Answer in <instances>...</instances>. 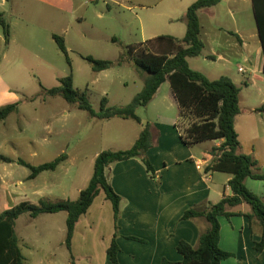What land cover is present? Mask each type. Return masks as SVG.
<instances>
[{
	"label": "rangeland",
	"instance_id": "1",
	"mask_svg": "<svg viewBox=\"0 0 264 264\" xmlns=\"http://www.w3.org/2000/svg\"><path fill=\"white\" fill-rule=\"evenodd\" d=\"M158 1L0 0V11L5 13L12 36L7 45L0 26V70L9 83L8 95L0 90V107L16 100L20 102L18 111L0 123V156L15 161L0 166V171L7 173L5 182H0V214L23 201L39 204L41 200L56 203L65 199L57 190L58 184L63 182L69 189L80 186L85 171L93 175L97 153L132 147L142 125L123 118L109 121L92 118L78 104L68 103L58 96L45 97L43 88L60 86L61 79L72 76L75 90L85 96L95 111L102 109L105 97L108 107L130 105L145 88L146 74L141 75L130 60L119 64L128 47L153 36H178L180 32L179 22L170 26L155 25L151 10L142 8V4ZM220 6L213 7L212 14H202L206 39L214 34L211 29L216 22L230 24L227 10ZM230 7L236 10L239 4L232 2ZM149 25L157 26L156 30L149 31ZM54 34L64 38L71 66L54 40ZM89 56L112 61L115 65L95 72L84 59ZM188 61L192 68L206 71L201 67L202 56ZM260 89L264 90V80L248 89L244 87L242 95L256 100ZM172 90L167 80L156 98L147 107L138 108L136 113L143 124L165 126L167 136H172V120L177 124L180 113ZM199 146L206 148L211 144L205 142ZM199 146L197 149L201 150ZM63 154L70 156L65 169L46 172L36 182L26 180L31 170L16 163L23 159L38 166ZM137 177L143 181L140 175ZM69 196L77 197L72 193ZM112 207L101 190L89 214L77 227L72 250L66 244V212L37 218L23 214L15 228L23 255L29 264H112L108 256L115 231ZM139 245L123 244L120 264H145L148 251Z\"/></svg>",
	"mask_w": 264,
	"mask_h": 264
},
{
	"label": "trees",
	"instance_id": "2",
	"mask_svg": "<svg viewBox=\"0 0 264 264\" xmlns=\"http://www.w3.org/2000/svg\"><path fill=\"white\" fill-rule=\"evenodd\" d=\"M220 2L221 0H196L190 5L183 19L187 32L182 40L172 35H162L137 46L128 47L119 64L130 60L141 75L146 74L145 88L130 105L108 107L105 97L102 101V109L97 112L85 96L75 90L72 76L61 79L60 86L43 88L45 97L58 96L68 103L78 104L79 108L88 112L92 118L105 121L113 118L129 119L142 125L143 130L130 149L99 153L95 159L93 178L82 190L78 199L60 200L56 203L41 200L39 204L23 201L2 212L0 214V264H29L22 253L20 240L15 231L17 220L25 213H29L32 218H37L43 214L66 212L68 216L66 244L72 250L76 225L93 206L101 190L113 205L115 226L118 231L122 198L110 184L107 171L114 163L139 158L151 178L156 180V171L147 154L154 146L152 123L143 124L136 113L138 108L147 107L156 98L158 91L167 80L171 83L172 92L179 106L180 113L176 127L181 132L183 143L194 146L210 141H220L221 144L211 151L213 161L207 166L206 171L230 174L232 179L229 182L230 196H225L222 201L210 205L205 210L191 208L184 213L183 220L203 217L210 224L207 232L200 236L199 245L196 247L186 241H180L178 251L183 255L182 261L174 263L164 258L161 264H221L222 261L233 257V253L223 250L220 246L219 217L231 218L237 215L230 213L228 209L239 206L243 202L250 205L253 210L247 217L250 220L256 219L262 227V235L260 241L256 243V250L258 253L264 250V201L251 192L246 185L248 179L264 180V171L255 158L241 150L240 138L236 130V117L241 113V89L229 77L222 76L216 80H210L201 71L190 68L188 61L199 57L205 48L201 36L200 11L215 7ZM252 3L264 52V0H252ZM0 26L3 28L5 42L8 44L11 38V26L3 12H0ZM54 38L71 66L72 61L64 38L59 34H54ZM84 59L90 63L95 72L108 70L115 65L112 61L95 59L91 56ZM19 106L20 102H16L0 107V123L16 113ZM261 109L264 110V106ZM66 158H68L67 154H63L38 166H33L23 159H18L16 163L31 170L28 179L33 181L44 172L57 171ZM0 161L15 163L7 156H0ZM117 231L108 249L112 264H120L118 259L120 247L116 241ZM130 239L145 242L136 237H130Z\"/></svg>",
	"mask_w": 264,
	"mask_h": 264
},
{
	"label": "crops",
	"instance_id": "3",
	"mask_svg": "<svg viewBox=\"0 0 264 264\" xmlns=\"http://www.w3.org/2000/svg\"><path fill=\"white\" fill-rule=\"evenodd\" d=\"M195 1L160 0L142 4V8L147 11L151 10V17H155V25L170 26L179 22L183 27L179 25L178 36H172L182 40L187 32V26L183 19L188 8ZM232 2L239 4L236 10L230 7ZM162 5L164 6L162 7ZM219 6L227 10L230 24L216 22L215 28L211 29L214 34L206 39L207 34H204L205 26L202 22V14H212L213 7L200 11L201 36L205 43L204 51L200 56L208 64L203 62L201 65L206 68V71L200 67L192 68L191 66L190 68L201 71L210 80H216L222 76L229 77L240 87L241 113L236 117V130L240 138L241 150L246 155L255 158L264 171V110L261 109L264 106V90L260 89L261 96L259 94L256 100L253 96L243 97L242 95L244 87L248 89L250 85H257L258 81L264 80V52L253 3L252 0H221L215 8ZM155 25H149V31L156 30L157 26ZM0 41H2L1 38ZM189 64L191 65L190 62ZM219 65L220 68H216ZM240 75L243 78L239 79ZM8 85V80L0 70V90L7 92L6 95H8ZM16 102L18 101L16 100ZM171 124L173 125L172 136L166 135L165 126L152 125L154 146L149 149L147 154L156 171V180L151 178L139 158L114 163L107 171L110 184L122 198L118 231L113 212L115 229L113 238L117 231L116 241L120 247L119 255L124 250L123 244H140V247L145 248L144 251H148L145 264H161L164 258L174 263H180L183 259V255L178 251L180 241H186L197 247L200 236L206 233L210 227L209 222L203 217L183 220L184 213L191 208L205 210L210 205L222 201L225 196L231 195L229 182L232 175L206 171L207 166L213 161L212 149L218 147L221 142L210 141L211 147L206 148L199 146L203 143L187 146L181 139L182 135L176 127V120H172ZM142 130L138 131V136H134L133 144L140 137ZM198 146L201 147V150L197 149ZM98 155L99 153L96 154L95 159ZM69 158L70 156L59 166L57 171L65 169ZM2 164H7V162L0 161V166ZM45 173L31 181H39ZM84 173L80 186H72L69 189L68 186L63 185V182L58 184L57 190L65 196L63 200L78 199L82 190L93 178L91 173L87 174V171ZM29 175L30 173L26 176V180H29ZM68 175L70 176L69 173H67ZM137 175H140L143 181H139ZM6 178L7 173L0 171V182ZM246 185L251 192L264 200V180L248 179ZM69 193L77 197H70ZM91 208L92 206L80 218L76 230ZM228 210L237 215L231 216V218L219 217L221 223L220 246L223 250L233 253L234 256L222 261L221 264H264V250L261 253L256 250V243L260 241L262 235V227L256 219L250 220L247 217L253 211L251 206L243 202ZM76 230H74V236ZM130 237L140 238L145 242L132 240ZM134 262L138 263L137 260Z\"/></svg>",
	"mask_w": 264,
	"mask_h": 264
},
{
	"label": "water",
	"instance_id": "4",
	"mask_svg": "<svg viewBox=\"0 0 264 264\" xmlns=\"http://www.w3.org/2000/svg\"><path fill=\"white\" fill-rule=\"evenodd\" d=\"M255 18H256V16H255ZM259 32V31H258ZM260 39H261V37H260ZM261 42H262V40H261Z\"/></svg>",
	"mask_w": 264,
	"mask_h": 264
},
{
	"label": "built area",
	"instance_id": "5",
	"mask_svg": "<svg viewBox=\"0 0 264 264\" xmlns=\"http://www.w3.org/2000/svg\"><path fill=\"white\" fill-rule=\"evenodd\" d=\"M240 70H242V69H240Z\"/></svg>",
	"mask_w": 264,
	"mask_h": 264
}]
</instances>
